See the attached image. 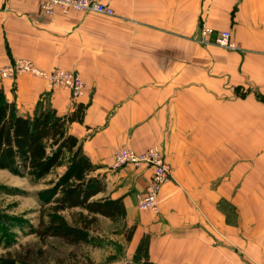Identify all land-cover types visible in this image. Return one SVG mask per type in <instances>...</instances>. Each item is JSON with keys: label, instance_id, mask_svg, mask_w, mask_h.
Here are the masks:
<instances>
[{"label": "crops", "instance_id": "0c3cea01", "mask_svg": "<svg viewBox=\"0 0 264 264\" xmlns=\"http://www.w3.org/2000/svg\"><path fill=\"white\" fill-rule=\"evenodd\" d=\"M99 1L113 15L0 0V67L26 58L85 83L73 98L23 73L0 81L5 98L22 115L86 106L68 132L81 142L82 172L103 176L100 196L120 198L134 226L123 264H264V0ZM202 24L229 30L240 49L200 44ZM153 145L172 180L158 209L141 211L136 194L151 171L114 168L113 155Z\"/></svg>", "mask_w": 264, "mask_h": 264}, {"label": "trees", "instance_id": "16d2710c", "mask_svg": "<svg viewBox=\"0 0 264 264\" xmlns=\"http://www.w3.org/2000/svg\"><path fill=\"white\" fill-rule=\"evenodd\" d=\"M85 108L77 103L73 110L59 115L49 105H38L32 115H22L0 87V169L38 184L67 163L65 171L56 180H48L49 186L40 192L44 195L38 199L40 211L34 233L42 241L54 237L69 245L88 243L98 217L116 222L124 215L120 198L100 196L106 192L102 175H74L85 163L80 156L81 142L68 132V126L83 121ZM73 210L77 211L69 223L61 213ZM127 228L125 239L129 240L134 226ZM0 264L26 263L18 253H8L0 256Z\"/></svg>", "mask_w": 264, "mask_h": 264}, {"label": "rangeland", "instance_id": "374dc122", "mask_svg": "<svg viewBox=\"0 0 264 264\" xmlns=\"http://www.w3.org/2000/svg\"><path fill=\"white\" fill-rule=\"evenodd\" d=\"M31 1H35V0H31ZM94 1L100 2L112 10V14L110 15L103 13H98V14H103L107 16L113 15V9L110 5L103 3L102 1L99 0H94ZM89 11L94 12L93 10H82V11L72 10L68 13L89 12ZM55 12L62 13L60 10H56ZM68 13H62V14H68ZM199 34H200V30H199ZM73 98H77V97H73ZM151 147H157L160 150L161 154L163 155L165 162L169 165L160 147L157 145H153L148 147L147 149ZM147 149H145L144 151H146ZM144 151L142 152L134 151V152L137 154H141ZM113 162H114V155H113ZM66 165L67 163L65 162L64 166L58 168L51 176L47 177L44 181H41L38 184H32L28 180V178L12 173L7 169H0V212L2 214V222L0 223V256L6 255L8 253L10 254L18 253L19 255L24 257L26 264H123V262L125 263L126 260L129 259L125 254V242H126L125 235L127 233L128 226L121 219L116 222H112L110 219L107 218L105 219L104 217H98L96 225L89 232V236L91 237L90 241L88 243H80L78 245H69L64 243L59 238H54V237H48L44 241H42L34 233V230L38 226V215L40 211V204L38 199L39 197L43 198L44 195L40 192L42 190L44 191V189H46L49 186V184H47L48 180L50 179L56 180L57 177L65 171ZM128 165H132V164H128ZM140 165H146V164L141 163ZM140 165H133V166H140ZM124 166L127 165H123L121 167ZM146 166L151 171V168L148 165ZM170 173H171V167H170ZM74 175L75 177L80 175L88 176L87 174L85 175L81 169L79 171L76 170V172H74ZM171 180H172V173H171L170 181ZM170 181H168L167 183H169ZM159 195L160 192L157 197L156 209L148 210V211H156L158 209V205L160 202ZM136 205H137V194H136ZM137 208L141 210L138 207V205ZM76 211L77 210L64 211L63 213H61V215H63L69 223H72L73 222L72 215ZM141 211H145V210H141Z\"/></svg>", "mask_w": 264, "mask_h": 264}, {"label": "built area", "instance_id": "2783aa9c", "mask_svg": "<svg viewBox=\"0 0 264 264\" xmlns=\"http://www.w3.org/2000/svg\"><path fill=\"white\" fill-rule=\"evenodd\" d=\"M46 14H53L56 10L68 13L72 10H93L97 13L112 14V10L106 5L94 0H35ZM264 25V20L262 21ZM201 44L215 43L219 47L239 50L240 46L233 41L229 30H215L206 24L200 27L197 40ZM29 73L40 76L47 81L51 88H63L69 91L72 97H78L83 93L85 83L75 71L53 69L43 71L35 67L33 62L26 58L15 59L0 67V79L13 81L17 75ZM114 168L123 165L146 164L151 168L150 178L145 189L137 193V205L141 210H154L157 206V197L161 187L170 181V167L165 162L163 155L157 147H151L141 154L130 149H119L114 153Z\"/></svg>", "mask_w": 264, "mask_h": 264}]
</instances>
